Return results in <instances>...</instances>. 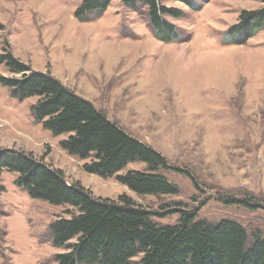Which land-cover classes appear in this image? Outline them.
Here are the masks:
<instances>
[{
	"label": "rangeland",
	"instance_id": "obj_1",
	"mask_svg": "<svg viewBox=\"0 0 264 264\" xmlns=\"http://www.w3.org/2000/svg\"><path fill=\"white\" fill-rule=\"evenodd\" d=\"M83 1L0 0V58L11 52L31 71L49 72L162 153L170 168L161 172L178 194H138L117 175L86 171L90 160L62 148L67 136L36 119L37 98L20 99L1 80L0 150L32 153L97 198L128 196L161 225L191 209L198 219H234L264 237V27L245 43L227 40L241 12L264 0H192L194 7L161 0L182 11L166 17L179 34L171 42L157 38L146 6L112 0L81 20L75 11ZM14 76L0 60V79ZM145 168L130 163L120 174ZM17 180L2 170L0 264H59L64 248L54 246L50 226L69 217V207L32 198Z\"/></svg>",
	"mask_w": 264,
	"mask_h": 264
},
{
	"label": "trees",
	"instance_id": "obj_2",
	"mask_svg": "<svg viewBox=\"0 0 264 264\" xmlns=\"http://www.w3.org/2000/svg\"><path fill=\"white\" fill-rule=\"evenodd\" d=\"M122 1L131 8L147 7L158 39L171 42L179 38L177 27L166 17H181V10L168 8L161 0ZM180 1L196 6L192 0ZM111 2L84 0L75 16L86 20L105 11ZM263 27L264 6L244 10L229 29L227 40L245 43ZM0 60L17 75L1 78V83L20 99L37 98L33 104L36 119L53 135L67 136L61 141L62 148L90 160L84 165L86 171L105 178L117 175L138 194H178V186L161 172L169 167L162 153L128 133L49 72L31 71L11 52ZM135 162L146 168L120 174ZM3 169L18 174V185L32 198L69 207V217L60 216L50 226L54 246L64 248L55 256L59 264H128L136 257H140L137 264H264V237H252L237 220L211 223L198 219L196 210L182 209L177 223L161 225L132 198H97L79 182L67 181L61 169L23 150H0V174Z\"/></svg>",
	"mask_w": 264,
	"mask_h": 264
},
{
	"label": "bare ground",
	"instance_id": "obj_3",
	"mask_svg": "<svg viewBox=\"0 0 264 264\" xmlns=\"http://www.w3.org/2000/svg\"><path fill=\"white\" fill-rule=\"evenodd\" d=\"M153 80V79H152Z\"/></svg>",
	"mask_w": 264,
	"mask_h": 264
}]
</instances>
